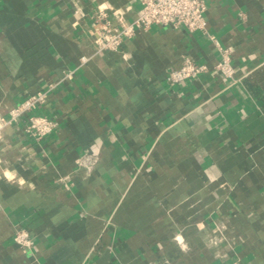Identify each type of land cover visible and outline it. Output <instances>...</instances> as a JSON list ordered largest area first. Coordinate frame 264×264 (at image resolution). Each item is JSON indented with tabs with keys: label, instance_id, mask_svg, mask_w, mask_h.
<instances>
[{
	"label": "crops",
	"instance_id": "0c3cea01",
	"mask_svg": "<svg viewBox=\"0 0 264 264\" xmlns=\"http://www.w3.org/2000/svg\"><path fill=\"white\" fill-rule=\"evenodd\" d=\"M205 3L206 33L110 51L96 16L132 22L141 0H0V118L46 90L58 122L3 129L0 264H264V0ZM186 59L208 71L169 84Z\"/></svg>",
	"mask_w": 264,
	"mask_h": 264
},
{
	"label": "built area",
	"instance_id": "2783aa9c",
	"mask_svg": "<svg viewBox=\"0 0 264 264\" xmlns=\"http://www.w3.org/2000/svg\"><path fill=\"white\" fill-rule=\"evenodd\" d=\"M142 8L137 18L132 22L119 20L114 25L105 15H97L95 23L100 26L99 47L102 50L118 51L125 39L135 36L138 29H150L153 26L185 29L190 33H206L205 0H141ZM221 59L215 71L231 83L236 82V71L232 64L231 54L227 49L220 48ZM86 59H84L85 61ZM208 71L206 65L194 63L186 59L182 67L172 70L167 75L171 85L197 80ZM48 91H39L29 95L26 100L13 109L8 119L0 118V138L7 125L24 121V134L27 137L41 141L51 136L58 128V122L48 116L37 114L48 100ZM16 244L24 249H30L33 241L26 231H19L14 236Z\"/></svg>",
	"mask_w": 264,
	"mask_h": 264
}]
</instances>
